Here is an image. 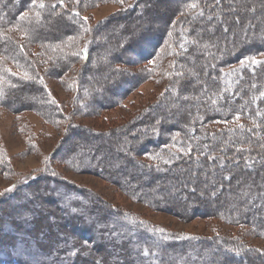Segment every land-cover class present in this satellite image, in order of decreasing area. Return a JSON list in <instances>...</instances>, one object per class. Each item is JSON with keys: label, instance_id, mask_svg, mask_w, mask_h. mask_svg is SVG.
I'll use <instances>...</instances> for the list:
<instances>
[{"label": "trees", "instance_id": "16d2710c", "mask_svg": "<svg viewBox=\"0 0 264 264\" xmlns=\"http://www.w3.org/2000/svg\"><path fill=\"white\" fill-rule=\"evenodd\" d=\"M163 1L0 0V106L25 111L14 103L26 89L31 109L63 127L66 140L88 136L59 157L73 170L111 169L125 195L153 210L170 211L166 204L176 202L187 216L247 225L264 237L262 217L254 216L264 213V64H251L264 61V0H177L153 12ZM107 3L119 5V25L87 15ZM156 12L168 18L152 34L148 17ZM48 21L55 24L52 38L41 36ZM20 31L38 55L25 53ZM45 76L60 78L74 96L72 112ZM153 77L162 92L127 121L101 129L73 118L121 105ZM113 141L120 158L112 156ZM234 180L224 196L223 184ZM100 201L48 168L1 196L0 264H256L241 258L254 254L264 260L245 242L169 232Z\"/></svg>", "mask_w": 264, "mask_h": 264}, {"label": "rangeland", "instance_id": "374dc122", "mask_svg": "<svg viewBox=\"0 0 264 264\" xmlns=\"http://www.w3.org/2000/svg\"><path fill=\"white\" fill-rule=\"evenodd\" d=\"M177 2V0H165L160 4L153 3V9H151L155 12L154 9L156 7L154 8V6L164 7V4H166V9L170 10ZM2 5H4L3 2ZM148 6L147 4L144 7L147 8ZM248 7H250V10L252 7L257 8V5L254 2L249 4ZM119 9V5L114 3L101 4L88 11L87 15H91L94 22L101 21L105 18H113L112 23L118 24L117 19L113 16ZM147 12L148 11L145 13ZM144 15L145 14L141 15V21ZM152 15V17H148L147 14L145 16L149 18L152 34H155L164 28V23L168 17L164 12H156V14ZM234 16L236 22L238 18L240 21L243 20L240 13ZM225 19H227V17H225ZM59 20L60 19H58V21ZM141 23H143V21ZM145 23H148L147 20ZM213 23L214 22H211V24ZM53 27H55V24L48 21V23L42 27L41 36H47V38L54 37V34H51ZM229 30L231 31V29ZM21 32L22 31L18 32L21 36L17 35V38L26 44L25 53H28V56L31 55L34 57L38 53L37 50L33 48L32 45H27V43L24 42L25 39L22 37ZM1 56L2 55H0V58ZM260 58H263V56ZM260 58H256L255 60H260ZM4 64L12 71H16L13 62L6 60ZM236 66L237 65H233L231 67L235 69ZM17 73H19V71H17ZM44 79L49 83L50 92L61 102L63 110L72 112L71 103L74 96L63 87L60 78H49L45 76ZM163 88V83H158L157 79L153 77L141 83V86L133 90L129 96L124 99L121 105L102 110L99 115H73V118L85 126L101 129L113 128L118 122L123 120L127 121V119L140 109L154 102ZM28 93L30 94V92H27L25 89L21 90L20 94H17V96L15 95L17 100H15L14 106L25 107V111L21 110L17 112L10 108L0 106V197L8 194L11 195L21 184L28 180L31 181L38 178V176L48 168L50 173H55L65 178L71 184L97 196V198L101 200L99 204H104V206L109 205L117 210L131 213L133 216L140 220L142 219L151 226H156L169 232L187 234L189 236H220L229 240L242 241L264 253V237L252 235L250 231L247 230V228H249L247 225L242 227L231 226L214 217L187 216L185 215L187 212L181 209L179 203L176 202L166 204V207L170 209V211L153 210L140 201H136L125 195L119 189V184L108 176L113 170L107 169L105 174H103V172H100L102 174L89 171L77 172L69 165L64 164L59 157L69 153L70 146L76 145L80 141L82 142L86 139L85 137L88 136H86V133H82L76 136V138H72V140H66L63 127L48 123L37 112L31 109L32 103L28 100ZM81 142L80 144H83ZM112 146L114 149L112 156L120 158L121 154L118 155L116 152L120 149L119 142L113 141ZM132 167L133 166H131V169H133ZM50 168L53 171H51ZM242 176H244V174H242ZM131 177H135L134 173L131 174ZM235 185V180L233 183L225 182L223 184L225 190L222 194L224 196L227 195V187L234 188ZM149 187L153 188L154 186L151 185ZM33 193L34 194L31 195L30 198L34 197V195L39 192L34 191ZM165 197L168 196L166 195ZM183 202L187 203L186 201ZM212 210H214V208H212ZM211 212L213 213V211ZM258 214L262 217L261 222L264 224V213L260 211L257 213L255 212V218ZM50 220L52 219L50 218ZM126 233L134 234L135 232L129 231ZM82 237L87 239L86 236ZM209 246L211 247L212 245H208V247ZM223 255L224 251L221 256ZM241 258L244 262L247 261V263L254 262L256 264H264L263 257L258 258L255 254L249 256L243 255Z\"/></svg>", "mask_w": 264, "mask_h": 264}, {"label": "snow or ice", "instance_id": "6c2138e0", "mask_svg": "<svg viewBox=\"0 0 264 264\" xmlns=\"http://www.w3.org/2000/svg\"><path fill=\"white\" fill-rule=\"evenodd\" d=\"M63 2H64V0H59V3H60V4H63ZM77 2H79V0H77ZM121 3H123V0H121ZM40 7H41V8L44 7L43 3L40 4ZM51 7L55 8L56 5H52ZM192 7L195 8L196 5L193 4ZM78 14H79V13H77V15H78ZM83 20H87V17H83ZM86 30H87V29H86ZM75 55L79 56L80 53H76ZM251 64H252L253 66H255V65H259V64H264V61H260V60H255V59H253V60H251ZM53 103H55V101H53ZM9 190H11V189H9Z\"/></svg>", "mask_w": 264, "mask_h": 264}]
</instances>
